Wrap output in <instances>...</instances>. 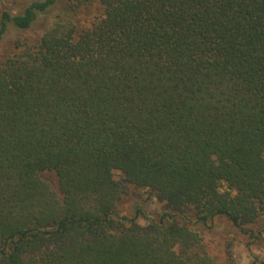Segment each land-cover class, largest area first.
I'll list each match as a JSON object with an SVG mask.
<instances>
[{"label":"trees","instance_id":"16d2710c","mask_svg":"<svg viewBox=\"0 0 264 264\" xmlns=\"http://www.w3.org/2000/svg\"><path fill=\"white\" fill-rule=\"evenodd\" d=\"M10 34L0 264H221L193 226L264 233V0H31Z\"/></svg>","mask_w":264,"mask_h":264},{"label":"rangeland","instance_id":"374dc122","mask_svg":"<svg viewBox=\"0 0 264 264\" xmlns=\"http://www.w3.org/2000/svg\"><path fill=\"white\" fill-rule=\"evenodd\" d=\"M31 0H0V15L3 11L11 15L19 14L28 5ZM59 10L52 11L47 17H44L37 25L35 33L31 35V39H36V32L46 29L54 19ZM101 10L96 5L80 10L77 14L76 24L79 29L89 27L101 15ZM14 38L10 34L5 42L0 46V55L4 53L10 45L11 39ZM46 179L51 186H54V177L48 175ZM121 180L120 176L116 177ZM135 203L141 205L145 214L156 218L161 212L162 204H160L150 193L144 190L129 188V194L123 198L121 211L123 214H131ZM143 223V222H142ZM192 229L198 233L203 245L206 247L209 255L221 264H226V258L230 257L233 264H254L264 261V233L260 234V238L250 237L249 234L242 233L239 229L231 225L223 217L215 218L211 223L205 226L196 225Z\"/></svg>","mask_w":264,"mask_h":264}]
</instances>
